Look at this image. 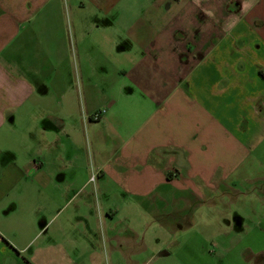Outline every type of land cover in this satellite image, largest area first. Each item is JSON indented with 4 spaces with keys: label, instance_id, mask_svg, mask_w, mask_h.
I'll return each instance as SVG.
<instances>
[{
    "label": "crops",
    "instance_id": "0c3cea01",
    "mask_svg": "<svg viewBox=\"0 0 264 264\" xmlns=\"http://www.w3.org/2000/svg\"><path fill=\"white\" fill-rule=\"evenodd\" d=\"M122 1L92 2L108 17ZM53 2L0 0V264H63L66 251L76 250L73 239L51 235L66 228L62 196L78 198L89 187L90 179L79 177L85 146L97 163L92 190L166 206L169 223L157 225L167 227V246L146 264L163 257L174 264H264V251L249 245L244 262L242 244L247 224H264L263 193L243 189L264 183V0H154L125 17L131 22L114 42L127 86L96 91L88 81L81 101L68 72L74 63L78 72V44L49 45L43 62H53L50 81L29 78L16 56L30 44L38 9ZM90 18L74 26L82 44L105 30L100 18ZM88 52L86 62H95ZM120 101L139 107L124 112ZM220 197L230 201L227 212ZM120 212L105 209L108 229ZM143 227L125 220L122 230L109 229L113 252L149 254L154 245ZM263 234L261 228L252 239ZM37 237L43 240L33 251Z\"/></svg>",
    "mask_w": 264,
    "mask_h": 264
},
{
    "label": "rangeland",
    "instance_id": "374dc122",
    "mask_svg": "<svg viewBox=\"0 0 264 264\" xmlns=\"http://www.w3.org/2000/svg\"><path fill=\"white\" fill-rule=\"evenodd\" d=\"M92 1L93 0H54L52 4H46L38 9L41 13H39L35 22L28 26V29L32 32L28 36L30 38V44L24 49L22 48V50H16V54H18L16 56L25 62L27 68H30L27 73L29 78L39 80L41 76L42 79L48 77L50 81V76L48 75L52 72L51 66L53 62H43L46 59L45 57L48 56L49 45L61 44L63 47H67L70 41H72L73 46L78 44L80 52L78 72L76 71L75 63L73 66L69 65V63H67V65H69V76H71V80L75 87L73 91H78L80 94L78 96L79 98L82 96V93L87 90L88 81H91L94 84V90L96 89V91H98V89H104L105 91L110 89L120 91L127 86L125 83L129 82V77L125 76L127 74V69L124 67V62L126 61L125 59H119L120 57H116L114 42L131 22L125 17L148 9L154 0H123L113 9L108 17H102L101 9H99ZM45 12L53 13L56 20L54 19V16L48 19ZM90 17L100 18L105 24H103L101 30H105L101 32L97 31L95 32V35L89 36V40L85 43L88 44L89 42V46H86L87 48L85 49L83 48L85 44H82L81 42L82 35L79 36L78 34L79 40L76 38L74 26L78 27V24L86 22L87 20L90 21ZM68 30L69 33L67 32ZM87 51H89V55L92 51L93 60L95 62H86L84 56ZM60 70L62 75H64V66H62ZM43 71L46 72V76ZM76 74H78V79ZM52 80H54L53 76ZM49 86L51 87V90H54L53 82L49 83ZM96 103L97 101H95V104L92 107H95ZM119 103H121V101L118 102V108L124 112H126L127 108L135 110L139 107V103L136 102H129L128 107L125 104L121 105ZM81 106L84 107L83 104H81ZM128 113H133V111H128ZM124 117V121L126 122V115ZM132 125H136V122H133ZM110 132L114 133V130H111ZM84 148L85 149L80 151V159L83 163L82 168L79 169V172L81 173L79 177L81 179L85 178L86 180L87 178L90 179L89 187L86 193L79 195L78 198L74 196L73 193L69 196L66 194L62 196L60 202L62 212L59 216V220L64 222L66 228L61 234L54 233L51 235L53 238L62 237V241L64 242L71 239L75 241V246L77 247L76 250H67V254L65 258H63L62 263L131 264L132 261H135V263L140 262L141 264H146V262L149 261L148 258L150 259V257L156 253L155 251H165V247L167 246V240L170 237L167 235L169 234L167 227L165 226L162 228L157 225L158 221V223H169L165 216L167 213L165 212L166 206L158 204L159 209H156L154 203L149 199L139 200L134 196L124 197L118 195L107 197L99 194L97 190H92V174L97 170V163L93 159L90 147L87 148L85 146ZM243 189L250 191L254 189L256 192H261L264 195V183H258L249 188L243 187ZM58 199L57 196V201ZM42 203L44 205L47 204V202ZM218 203L221 204L220 206H226L222 207L221 211L227 212V209H229L228 203H230V201L220 197ZM77 206L79 207L78 210ZM108 207H111L112 209L121 208V212L116 216L118 220H115L111 224L108 222L109 218L106 221L108 226L110 224L109 229H111L112 234L114 230H116V232L122 230V222L125 220L145 225L142 229V235H145L147 239H150L154 245V249L149 254H146L143 257L134 258L129 256L127 251L116 250L115 253L113 252V243L110 242L109 244L106 239L107 233H110V231L108 227L105 226L104 211ZM161 207L162 209H160ZM82 215L84 218H82ZM85 224H89L93 227V233H87ZM247 225L249 226L247 228L249 238L242 242L245 249L244 262L248 261L247 258L249 253L245 252L247 245L252 247L251 250L254 252H257L258 250L264 251V234L261 236L263 237L262 240L256 238L252 239V233L254 232L256 235H260V229H264V224L262 226L260 225L261 228L254 224ZM189 231H191L192 234L195 233L194 229L185 230L186 233ZM125 236V234H122V237ZM156 238H160V240H156L154 244L153 241H155ZM41 240L43 239L37 237L32 244L33 247L31 250L37 251L39 245L42 243ZM234 243L235 244H233V242H226L230 247L236 248L239 243ZM218 245H220V247H225V243L222 242ZM162 248L163 250H161ZM208 248L212 249L211 245H208ZM231 255L233 257L235 256V254ZM157 264H174V261L172 258L163 257Z\"/></svg>",
    "mask_w": 264,
    "mask_h": 264
},
{
    "label": "built area",
    "instance_id": "2783aa9c",
    "mask_svg": "<svg viewBox=\"0 0 264 264\" xmlns=\"http://www.w3.org/2000/svg\"><path fill=\"white\" fill-rule=\"evenodd\" d=\"M103 113H104V112H103ZM95 118H96V119H99V118H100V114H99V113L96 114V115H95ZM94 180H95V176L92 177V181H94Z\"/></svg>",
    "mask_w": 264,
    "mask_h": 264
}]
</instances>
